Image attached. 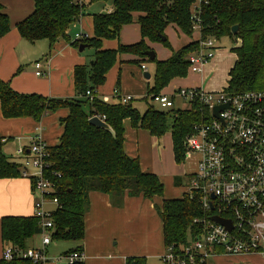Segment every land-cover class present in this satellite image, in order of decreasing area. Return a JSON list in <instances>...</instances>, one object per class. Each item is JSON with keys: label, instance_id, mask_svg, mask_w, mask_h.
<instances>
[{"label": "trees", "instance_id": "obj_1", "mask_svg": "<svg viewBox=\"0 0 264 264\" xmlns=\"http://www.w3.org/2000/svg\"><path fill=\"white\" fill-rule=\"evenodd\" d=\"M96 1L108 0H35L33 12L18 23L21 36L31 42L48 40L50 48L61 38L71 41L69 28L78 22L87 6ZM111 1V0H110ZM112 0V11L93 14L94 34L72 42L79 47L86 44L94 49L87 64L74 68L76 96L59 99L38 93H21L8 81L0 78V102L5 118L31 117L40 121L44 116L67 108L69 114L61 120L63 134L56 146H48L45 176L53 184L46 200H57L56 207L49 209L53 223V241H83L85 238V215L89 209V194L100 191L110 195L115 205L123 204L126 194L143 196L153 200L162 198L156 208L163 220L165 245L181 254L182 247L200 229L194 221L205 216L199 195L184 192L178 198H165V184L153 172L143 171L140 157H131L125 150V119L133 128L148 130L160 140L171 127L175 160L181 163L185 155V138L194 125L201 120L202 106L194 103L189 108L158 109L148 104L141 110L132 99L124 102L100 99L97 89L104 85L107 74L117 63L120 55L134 54L140 62H153V82L148 87V102L162 92L174 78L186 77L189 71V56L199 48L201 40H195L174 51L166 60L148 58L153 50L147 40L162 43L171 48L166 28L176 25L183 33L192 35L197 24L201 39L220 40L229 37L240 40L232 48L237 60L229 72L230 93L249 90H264V0ZM134 13H140L142 39L133 44L119 43L115 49H105L104 40H119L123 27L134 22ZM237 25V33L232 28ZM11 30L9 15L0 2V38ZM166 38L165 40L163 38ZM48 55L50 54L47 53ZM144 64V63H143ZM143 66V65H142ZM93 92V97L87 91ZM119 93V90L117 89ZM105 116L110 130L90 123V118ZM171 123V126L169 125ZM5 142L0 138V178L22 176V164L10 160L3 152ZM32 184L35 178L31 179ZM176 186H183L180 176L174 179ZM34 187V185H33ZM46 203V205H47ZM47 207V206H46ZM48 208V207H47ZM40 219L33 216H5L1 221V236L5 245L26 251L29 239L41 234ZM82 251V247L71 251ZM196 260L189 264H208ZM146 264L144 257H130L127 264ZM1 264H42L29 258L2 259ZM83 264V263H78Z\"/></svg>", "mask_w": 264, "mask_h": 264}, {"label": "crops", "instance_id": "obj_2", "mask_svg": "<svg viewBox=\"0 0 264 264\" xmlns=\"http://www.w3.org/2000/svg\"><path fill=\"white\" fill-rule=\"evenodd\" d=\"M84 1L88 2L89 0ZM0 2L4 7V11L9 15L11 22V30L0 38V78L8 81L13 89L21 93H38L59 99L76 96L74 68L76 65L87 64L90 61L92 54H83L87 47L81 52L78 47L73 46L72 39L70 41L61 38L51 49L48 40L31 42L23 38L17 25L33 12L35 0H0ZM91 4L85 9V15L78 22L71 25V27L75 25L79 27V32H76V34L83 33L92 37L94 34L93 14L113 10L112 5H108L106 9L100 12H91L89 8ZM139 16L140 13H134V22L123 27L120 39L104 40L103 47L105 49H115L120 42L126 45L139 42L142 39L138 23ZM71 27L68 31L70 37ZM169 28L176 30L179 35L182 34L186 43L177 46L178 48H173L171 45V48L169 47L170 53L162 55L160 58V48L164 45L147 40L148 45L155 51L157 58L160 60L170 58L174 51L181 49L192 41L199 40L201 37L199 30L194 31L192 35H187L176 25L170 24L166 28V34L170 39H172V33H170L171 29ZM75 40L77 39L75 38ZM236 41L240 44L239 39ZM216 55L218 57V52L215 53L213 58ZM219 55L222 54L219 53ZM137 59L139 57L134 54L124 53L120 55L117 63L108 72L105 84L97 89L96 95L107 102L115 101V91L117 89L119 95H129L133 99H141L147 96L150 84L143 82L141 70V68L143 69L142 65L146 66L147 61L137 63ZM37 62L41 63L39 68L36 66ZM127 62L136 65L131 68L124 65ZM209 64L210 61L203 66L201 72L196 73L199 74L198 76L201 75V83L199 85H189L185 88L200 87L207 91L225 89V87H221L220 82H214V80H208L205 77V71ZM211 68L216 69V67H209V70ZM39 70L44 74L37 75ZM130 73H132V76ZM150 73L152 77L153 73ZM183 78L177 77L172 81ZM68 114L69 110L64 108L44 116L40 121H36L31 117L5 118L0 102V138L5 142L3 152L10 160L18 159L16 162L22 164L25 157L29 155L32 140L36 136L43 139L48 146H56L59 144L64 130L61 120ZM124 126L125 150L131 157H140L141 167L143 171H146L143 166L144 162H142L143 158L141 159L140 156L145 145L142 146V142L150 144L153 152H156L160 147L158 138L148 130L133 128L129 119H125ZM164 139L167 138L164 137ZM22 148L25 149L26 154L19 153ZM154 171L153 173L157 174L167 184L164 176L159 174L156 169ZM172 177L169 176L170 184H175ZM165 191V198L181 197V195L178 197L171 196V194H167V189ZM39 198L40 195L35 191L30 178L25 176L0 178V264L6 246L1 236L2 218L5 216H33L35 204ZM161 203L162 198L159 197L149 200L142 195L129 196L126 194L123 204L115 205L109 194L92 191L89 194V209L85 215L84 240L51 243L47 246L48 255L55 258L71 249L82 247L84 253L83 264H127L130 257H144L146 264H164L162 256L167 252V248L163 220L156 208ZM52 204L56 205V203L48 202L46 206ZM55 207L53 206L51 209ZM42 246V236L39 234L29 239L27 249L42 248ZM218 256H234L235 260L233 261H236L237 264H264V253ZM207 263L210 264L211 262L209 263L208 260ZM62 264L67 263L63 262Z\"/></svg>", "mask_w": 264, "mask_h": 264}, {"label": "built area", "instance_id": "obj_3", "mask_svg": "<svg viewBox=\"0 0 264 264\" xmlns=\"http://www.w3.org/2000/svg\"><path fill=\"white\" fill-rule=\"evenodd\" d=\"M82 1V0H78ZM198 0L195 6L200 5ZM195 30L199 27L196 24ZM85 34L77 33V40ZM199 48L189 56V70L202 71L203 66L215 55L216 39L200 37ZM37 68L41 66L36 63ZM143 69H147L145 65ZM37 71V75H43ZM87 95L93 97L91 90ZM115 95L120 97L117 90ZM180 97L191 105L202 106L201 120L185 138V157L197 152L200 155L196 172L190 175L188 192L199 195L205 216L195 219L200 229L177 254L171 246L162 256L164 264H189L200 256L209 260L218 255H243L264 253V90L230 93L228 90L207 91L204 88H180L172 94L160 92L153 96L162 109L175 106ZM124 102L132 96H121ZM219 108L217 113L215 109ZM100 116V115H99ZM105 120V116H100ZM19 153L26 154L25 149ZM48 145L36 136L30 153L22 163V176L35 178L34 189L40 195L34 215L40 219L42 248L20 251L6 245L2 258H29L42 264H78L84 260L83 251L65 252L58 257L48 255L47 246L52 243L53 223L46 207V194L53 189L45 176ZM32 182V181H31ZM57 204V200L53 199ZM220 216L231 221L232 229L213 220Z\"/></svg>", "mask_w": 264, "mask_h": 264}, {"label": "rangeland", "instance_id": "obj_4", "mask_svg": "<svg viewBox=\"0 0 264 264\" xmlns=\"http://www.w3.org/2000/svg\"><path fill=\"white\" fill-rule=\"evenodd\" d=\"M90 1V0H89ZM88 1V2H89ZM108 5H112V0L108 1H96L93 2L89 8L91 12H100L107 8ZM170 33H172V39L169 38V41L171 42V45L173 48H178L177 46H182L186 43V40L182 36V34H178L176 30L173 28H169ZM173 29V30H172ZM71 39L74 41L76 32H79L78 26H72L71 27ZM170 37V36H169ZM82 40V39H81ZM217 41V40H216ZM216 51L218 52V57L216 55L215 58H212L210 60V64L208 65L207 70L205 71V77L209 80H214V82H220L221 87H228V81H229V72L231 68L234 66V63L237 60V54L232 51V48L239 45L238 41H234L229 37H223L218 42H216ZM94 52V49L91 47H87L85 51L83 52L84 55L86 54H92ZM170 53L169 47L163 46L160 48L159 56L161 58L162 55ZM222 54L221 56L219 55ZM124 65H128L131 68H134L136 64L127 62L124 63ZM147 69L142 70L143 75V82L145 84L149 83L150 85L153 82L152 77L149 79H146L144 77L145 72H152L155 71V64L153 62H147L146 63ZM209 67H216V69L211 68L209 70ZM214 70V71H213ZM132 72V71H131ZM132 76V73H130ZM199 74L193 73L192 71H188V74L183 79H175L170 83V85L164 90L165 93L171 94L177 90L180 87H188L189 85H199L201 83ZM44 78V76H42ZM210 80V81H211ZM117 99V98H116ZM115 99V101H116ZM114 100V99H113ZM135 104L141 109L144 110L148 104H151L155 108L162 109L160 105L154 101H151V99L148 100V102L144 99L136 100L134 101ZM176 109H185L189 108L190 104L186 101H184L182 98L177 97L175 106ZM166 110V109H163ZM169 110V109H167ZM169 125L171 126V123L169 122ZM166 137L167 139H164ZM159 149L155 152H153L152 148L150 147V144L142 142V153H141V159L143 158L142 162H144V170L147 172H155L154 169L157 170L159 174L164 176L167 184L165 181L163 183L165 184V189H167V194H171V196H182L184 192L188 191V185H189V177L191 174L196 172L198 161L200 159V155L197 152L192 153L190 156L185 157L184 160L181 163H178L175 160L174 153H173V147H172V137H171V127H169V130L166 132V134L158 140ZM165 149V150H163ZM164 153V154H163ZM14 158V157H10ZM15 161H18V159H13ZM169 176H173L172 178L175 179L176 176H180L184 180L183 186H176L175 184H170V178ZM166 192V191H165ZM165 196V195H164ZM167 198V197H166ZM53 206H56L55 204L47 206L48 209L53 208ZM56 241H52V244H54ZM217 257V256H216ZM210 258L209 263L212 264H237L234 256H225V257H217V258ZM210 263V264H211ZM259 264V263H256Z\"/></svg>", "mask_w": 264, "mask_h": 264}, {"label": "water", "instance_id": "obj_5", "mask_svg": "<svg viewBox=\"0 0 264 264\" xmlns=\"http://www.w3.org/2000/svg\"><path fill=\"white\" fill-rule=\"evenodd\" d=\"M238 31V26L235 25L233 28H232V32L233 33H237ZM164 40L166 39L165 37L163 38ZM87 47L86 44H80L78 49L79 51H83L85 48ZM146 55L148 56V58L150 59H154L156 57V53L154 50H150L146 53ZM145 77L146 78H150L151 77V73L149 72H146L145 73ZM219 110V108H216L215 109V113H217V111ZM90 123L95 125V126H98V127H101V128H104V129H107V130H110L114 133L113 129L111 128V126L104 120L102 119L99 115H95L93 117L90 118ZM213 220L217 221V222H220L222 224H224L225 226H227L228 229H232V224H231V221L230 220H227V219H223L222 217L220 216H213L212 217ZM135 264V263H133Z\"/></svg>", "mask_w": 264, "mask_h": 264}]
</instances>
